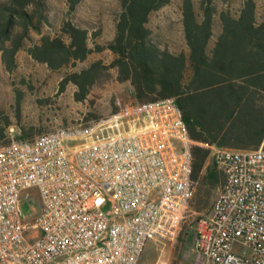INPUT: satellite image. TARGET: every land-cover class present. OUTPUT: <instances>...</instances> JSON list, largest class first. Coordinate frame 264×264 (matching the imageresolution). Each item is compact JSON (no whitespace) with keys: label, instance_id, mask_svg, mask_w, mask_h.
<instances>
[{"label":"built area","instance_id":"2783aa9c","mask_svg":"<svg viewBox=\"0 0 264 264\" xmlns=\"http://www.w3.org/2000/svg\"><path fill=\"white\" fill-rule=\"evenodd\" d=\"M194 146L175 99L134 97L88 124L1 145L0 264H139L149 241L181 232ZM212 158L224 182L198 223L196 264H264V148ZM29 189L41 215L24 222Z\"/></svg>","mask_w":264,"mask_h":264},{"label":"trees","instance_id":"16d2710c","mask_svg":"<svg viewBox=\"0 0 264 264\" xmlns=\"http://www.w3.org/2000/svg\"><path fill=\"white\" fill-rule=\"evenodd\" d=\"M81 0H68L70 14ZM115 34L104 44L90 41V33L72 19L63 21L60 33L42 34L48 24L46 0H0V53L9 72L31 31L42 34L28 54L51 70L85 62L95 53L110 51L113 60H101L71 72L61 82L77 87L75 100L84 102L95 85L111 70L119 83H129L139 103L175 99L190 138L204 145L193 147V180L199 186L197 208L209 206L211 192L224 182L211 147L257 150L264 141V0L262 12L255 0H243L239 9H223L215 34V0H202L199 8L185 0L183 33L187 50L175 52L160 45L149 26L151 15L170 0H119ZM17 119L21 110L18 104ZM12 117L0 107V146L12 142ZM18 140L30 141L33 133L20 125Z\"/></svg>","mask_w":264,"mask_h":264},{"label":"rangeland","instance_id":"374dc122","mask_svg":"<svg viewBox=\"0 0 264 264\" xmlns=\"http://www.w3.org/2000/svg\"><path fill=\"white\" fill-rule=\"evenodd\" d=\"M48 4V24L42 27V34L55 36L60 33L64 20L72 19L80 27L89 30L91 45L111 41L115 34V18L120 10L119 0H81L75 12L70 14L68 0H46ZM185 0H170L169 5L151 15L149 26L153 37L160 45H167L172 51L187 50L182 23V8ZM199 8L202 0H193ZM262 12L263 0H255ZM243 0H215L217 10L215 34L221 30L218 19L223 9H239ZM42 34L31 31L24 48L17 54L16 67L9 72L0 53V107L13 119L14 126L9 129V138L18 140L20 125L33 133V138L61 127L88 124L109 116L115 111L117 99L128 101L133 97L129 83H119L115 70L103 76L94 86L84 102L75 100L77 87L70 83L61 92V82L71 72L88 67L101 60L109 64L113 60L110 51L95 53L85 62L60 70H51L46 64L35 61L27 52L38 44ZM21 117L17 119V106ZM209 163H213V158ZM221 187V186H220ZM220 187L208 197L209 206L201 211L197 208L196 194L188 206L181 232L174 240H151L147 243L139 264H196L194 251L197 226L201 219L212 212ZM21 208L24 222H33L41 215V196L38 189L22 193ZM239 254L245 251L237 246Z\"/></svg>","mask_w":264,"mask_h":264},{"label":"crops","instance_id":"0c3cea01","mask_svg":"<svg viewBox=\"0 0 264 264\" xmlns=\"http://www.w3.org/2000/svg\"><path fill=\"white\" fill-rule=\"evenodd\" d=\"M192 141L194 142L195 145H199L200 144V145H204L205 146V144H201V143L196 142L194 140H192ZM213 148H217V147H215V146L211 147V149H213ZM261 148H264V141H263V144L261 145V147L259 149H261ZM223 149H227V150H231V151H236V152H252V151L259 150V149H257V150H240V149H229V148H223Z\"/></svg>","mask_w":264,"mask_h":264}]
</instances>
